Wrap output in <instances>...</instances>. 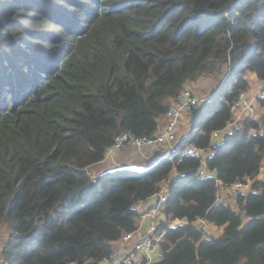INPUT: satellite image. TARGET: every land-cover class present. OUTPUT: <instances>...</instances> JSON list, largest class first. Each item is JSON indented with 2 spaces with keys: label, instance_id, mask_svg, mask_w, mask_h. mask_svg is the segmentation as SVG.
I'll use <instances>...</instances> for the list:
<instances>
[{
  "label": "trees",
  "instance_id": "obj_1",
  "mask_svg": "<svg viewBox=\"0 0 264 264\" xmlns=\"http://www.w3.org/2000/svg\"><path fill=\"white\" fill-rule=\"evenodd\" d=\"M248 72L264 82V0H0L7 264H105L113 242L139 229L137 202L156 195L155 205L161 191L152 264H264V96L258 118L231 113L240 92L264 93ZM204 75L221 82L191 109L178 149H212L206 176L201 157L178 151L139 170L89 173L119 133L153 135ZM237 180L252 182L236 210L215 193Z\"/></svg>",
  "mask_w": 264,
  "mask_h": 264
},
{
  "label": "built area",
  "instance_id": "obj_2",
  "mask_svg": "<svg viewBox=\"0 0 264 264\" xmlns=\"http://www.w3.org/2000/svg\"><path fill=\"white\" fill-rule=\"evenodd\" d=\"M188 87L189 86L186 85L180 91L177 99L171 103L166 111L163 125L153 135H134L130 132H121L114 138L112 144L106 148L104 157L108 158L112 156L114 151L126 146H131L137 149L162 147L160 156H169L170 160H173V156L176 151H178V160H181L185 155L201 157L203 165L199 169V174L200 176H206L208 170L205 168V158L214 154L212 149L206 150L192 142H188L181 149H178L180 136H177V131L182 115L190 111L192 108L197 107L204 101V99H199L197 96L193 95ZM257 95L262 98L264 93L263 95L259 93H252L249 99V94L246 91H242L238 94L237 99L231 105V113L234 121L253 114L255 106L252 104L251 100L254 103ZM185 133L187 132H184V134ZM218 134L219 131H215L212 133V137H217ZM251 182V180H248L247 182L237 180L227 188L218 189L215 193L216 200L223 199L222 191L224 190L226 198L234 202L240 192L250 187ZM165 198L166 196L164 192L161 193L159 199L156 201V204L149 208L153 217L161 212V202L165 200ZM141 204V201H138L136 204L138 212H140ZM142 216H144V214ZM197 221L204 234L209 236L211 232L209 225L206 224V221L204 219H199ZM155 225L156 223L152 221L148 232L142 234H138L136 231L123 233L118 240L113 242V253L111 258L104 263L152 264L154 261L159 260L161 257L159 241L161 240L163 232L156 233ZM1 248L2 245L0 244V264H7V260L2 254Z\"/></svg>",
  "mask_w": 264,
  "mask_h": 264
},
{
  "label": "crops",
  "instance_id": "obj_3",
  "mask_svg": "<svg viewBox=\"0 0 264 264\" xmlns=\"http://www.w3.org/2000/svg\"><path fill=\"white\" fill-rule=\"evenodd\" d=\"M154 148H158V151L161 153L162 147H154ZM141 150H145V149L144 148L143 149H137V148H134L131 146H126L124 148L117 149L116 151H114L112 156H110L108 158H103L102 160L89 165L88 171L94 177V176H96V175H98V174H100L106 170L114 169V168H128L129 169V167H131V168H135L133 170H139V168L142 169V168L146 167L148 164L153 162L156 158L160 157L159 152H153L154 149L151 150L150 152L147 151L148 148H147V150H145V152H137V151H141ZM130 152H132V153H130ZM158 154H159V156L156 157V155H158ZM136 157L138 158V160H136L137 159ZM140 159H142V160H140ZM123 165H125V166H123ZM155 200H156V196L153 195L150 199L143 201V203L141 205V211L146 210V213L141 218L142 220L140 221L139 229L137 231L138 234L148 232L149 226H150V224H152V221L154 219V217L152 216V213L149 211V208L154 205ZM2 231H3V228L0 229V233Z\"/></svg>",
  "mask_w": 264,
  "mask_h": 264
},
{
  "label": "rangeland",
  "instance_id": "obj_4",
  "mask_svg": "<svg viewBox=\"0 0 264 264\" xmlns=\"http://www.w3.org/2000/svg\"><path fill=\"white\" fill-rule=\"evenodd\" d=\"M247 77L251 83L250 89H252V90L261 89V86H264V82L262 83L261 81L257 80V78L253 74L248 72ZM220 82H221V76L220 75H217V76L204 75L194 82H189L187 85L189 86L188 88L191 90L193 95L197 96L199 99L205 100L211 95V93L215 90V88L219 85ZM256 93L263 95L262 90H259ZM253 105L255 107H257V104L255 102ZM257 110H258V112H256V110H254L253 114H252L256 118L259 117V114L263 113L262 107L259 105L257 107ZM190 111L184 113L182 115L181 119L179 118L181 124L178 128L177 136L181 137L184 134V132L189 131V128H190V121L189 120H190V116H191ZM259 120L262 124L261 118H259ZM163 123H164V121L162 120V124ZM144 149L147 150V148H144ZM145 150H141V151H137V152H145ZM151 150H153V152H159L158 148L148 147L147 151L150 152ZM130 153H132V152H130ZM158 156H159V154L156 155V157H158ZM194 157H196V156H194ZM103 158H105V157H103ZM136 160H138V158ZM140 160H142V159H140ZM123 166H125V165H123ZM139 169H141V168H139ZM161 193H163V192L161 191L159 194H157V196H160ZM225 196H226V194H225V191L223 190L222 191V198L225 199ZM229 202H232V203H230V205H232L233 208L237 210L235 203L233 201H229ZM138 223H140V220L138 221ZM220 231H221L220 228H216V227L212 228V234H214V235L219 234ZM210 232H211V230H210ZM8 233H9V229L6 226H4L3 231L0 233V244L1 245H3L5 240L7 239Z\"/></svg>",
  "mask_w": 264,
  "mask_h": 264
},
{
  "label": "water",
  "instance_id": "obj_5",
  "mask_svg": "<svg viewBox=\"0 0 264 264\" xmlns=\"http://www.w3.org/2000/svg\"><path fill=\"white\" fill-rule=\"evenodd\" d=\"M129 169H132V170H133V169H135V168H131V167H129Z\"/></svg>",
  "mask_w": 264,
  "mask_h": 264
}]
</instances>
